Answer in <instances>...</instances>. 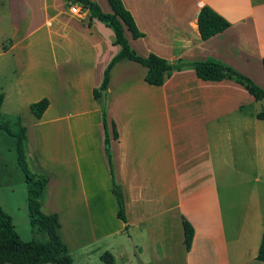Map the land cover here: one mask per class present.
<instances>
[{
	"label": "crops",
	"instance_id": "0c3cea01",
	"mask_svg": "<svg viewBox=\"0 0 264 264\" xmlns=\"http://www.w3.org/2000/svg\"><path fill=\"white\" fill-rule=\"evenodd\" d=\"M69 2L10 3L13 38L6 52L12 57L18 104L5 110L4 92L1 112L21 120L31 166L50 177L43 212L59 216L58 232L71 255L83 250L103 260L109 250L113 264L119 259L124 264H176L170 235L178 227L185 264H232L223 231L217 235L223 215L217 171L224 167L229 141L242 139V150L246 143L256 144L264 120L254 108L257 100L237 81L203 80L192 67L171 71L158 86L145 81L142 64L118 61L106 90L109 120L115 121L119 135L110 136L109 147L128 222L119 220L102 105L94 90L120 46L110 26L92 19L88 8L83 16L72 13ZM123 3L143 33L129 41L139 55L155 53L171 62L214 59L264 88V0ZM72 4L83 6L76 0ZM205 5L230 22L209 39L202 37L198 24ZM43 98L49 106L37 118L30 105ZM0 205L22 237L16 219H30L28 200L19 206ZM184 219L195 228L190 250L184 242ZM130 243L139 251L138 261L133 262ZM157 244L163 251L160 260L152 251ZM238 261L234 264H246Z\"/></svg>",
	"mask_w": 264,
	"mask_h": 264
},
{
	"label": "trees",
	"instance_id": "16d2710c",
	"mask_svg": "<svg viewBox=\"0 0 264 264\" xmlns=\"http://www.w3.org/2000/svg\"><path fill=\"white\" fill-rule=\"evenodd\" d=\"M76 1L81 2L83 7L89 9L92 19L101 20L113 29L116 36L115 44L120 46V51L112 58L105 69L104 79L100 88L94 90L96 99L102 105L106 144H110L111 135L114 138H118L119 135L115 121L110 122L109 120L107 104H103L101 90L108 88L111 69L118 61L123 59L133 60L142 64L147 69L145 81L152 85H163L171 71L192 67L195 69L197 76L203 80L221 81L223 79H232L242 84L257 101L264 100V88L250 76L243 74L229 64L214 59L198 61L180 59L176 62H171L155 53H150L147 56L137 54L129 43L126 32H130L134 38L143 36V33L139 31L132 13L126 8L123 0H107L111 7L110 13H105L96 1ZM198 24L204 39H209L230 26V22L227 19L208 5L201 9L198 16ZM3 100L4 95L0 94V117ZM48 106L49 100L43 98L32 103L30 108L33 114L40 118ZM259 117L264 118L263 115ZM0 128L7 131L15 139L18 161L26 176L30 223L35 231L46 233L48 236L46 241L36 239L31 241L23 240L15 228L12 216L0 205V264H74V258L58 232L61 226L59 216L43 212L42 201L50 182V177L44 172L34 170L29 162L26 150V127L21 125L19 129L12 131L10 123L6 121L0 124ZM106 152L111 166L112 193L117 203V214L121 220L127 223L125 196L122 186L115 177L110 147H106ZM183 227L185 246L187 250H190L195 236V228L187 219L183 220ZM105 257L106 255L102 257L105 262L113 264V257L109 259ZM256 258L264 262V232Z\"/></svg>",
	"mask_w": 264,
	"mask_h": 264
},
{
	"label": "rangeland",
	"instance_id": "374dc122",
	"mask_svg": "<svg viewBox=\"0 0 264 264\" xmlns=\"http://www.w3.org/2000/svg\"><path fill=\"white\" fill-rule=\"evenodd\" d=\"M11 1L13 0H0V94L4 92L7 94L5 110H11L18 104L17 89L13 86L14 81L12 80L15 75L12 57L6 52L10 48L13 38V17L10 16ZM73 2L74 0H70L69 4L72 5ZM97 3L105 13L111 12L107 0H100ZM126 37L130 42L133 41L130 32H126ZM137 54L139 53L137 52ZM128 61L132 62L131 60ZM254 108L258 116H264V100H258ZM6 121L10 123L12 131L23 125L21 120L13 119L1 112L0 124ZM259 127L261 135L264 133V120L259 122ZM260 135H258L255 145H247L246 143L243 150L244 142L242 139L229 141L230 147L228 145L225 147L226 161L224 167L217 171V187L223 212L220 219L221 224L220 222L218 224L217 235L219 236L220 232L223 231L221 234L229 250L232 264L236 260L246 262V264H264L258 260L251 261L258 252L264 231V137ZM105 146L108 148V144ZM244 156L249 159L241 160L240 157ZM78 182L73 181L74 184ZM69 197H71L70 194ZM26 200H28L26 176L18 161L15 139L7 131L0 128V202L5 206L12 207L19 206ZM117 218L121 220L118 214ZM16 224L23 240L46 241L48 239L46 233L37 232L33 229L27 215L24 220L23 218L19 220L17 217ZM127 228L128 226H126ZM180 231L177 227L175 233L170 235V240L174 241L175 247L173 261L176 264H185V248H181L179 244ZM173 237L174 239H172ZM133 246V243L129 244L135 255H133L134 262V259L138 261L139 251ZM157 247L158 244L153 245L152 251L155 257L159 256L157 260H160L163 251ZM72 254L74 264H108L98 256L84 253L83 250L76 253L72 252ZM103 255H106L105 258L107 259L112 257L114 259V255L109 250H105L101 258ZM129 256L131 257V255ZM124 263V259H119L117 264ZM206 264H210V262L207 261Z\"/></svg>",
	"mask_w": 264,
	"mask_h": 264
},
{
	"label": "built area",
	"instance_id": "2783aa9c",
	"mask_svg": "<svg viewBox=\"0 0 264 264\" xmlns=\"http://www.w3.org/2000/svg\"><path fill=\"white\" fill-rule=\"evenodd\" d=\"M87 9L85 7L80 6L79 4H72L71 5V11L72 13L78 15V16H83L85 14Z\"/></svg>",
	"mask_w": 264,
	"mask_h": 264
},
{
	"label": "water",
	"instance_id": "95a60500",
	"mask_svg": "<svg viewBox=\"0 0 264 264\" xmlns=\"http://www.w3.org/2000/svg\"><path fill=\"white\" fill-rule=\"evenodd\" d=\"M102 99H103V104L106 105L107 104V90L106 89H102ZM109 147V145H108Z\"/></svg>",
	"mask_w": 264,
	"mask_h": 264
}]
</instances>
